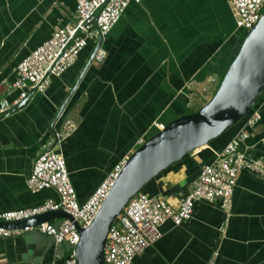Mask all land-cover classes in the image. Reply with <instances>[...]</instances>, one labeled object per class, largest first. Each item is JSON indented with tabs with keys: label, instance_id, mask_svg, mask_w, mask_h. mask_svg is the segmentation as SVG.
<instances>
[{
	"label": "crops",
	"instance_id": "crops-1",
	"mask_svg": "<svg viewBox=\"0 0 264 264\" xmlns=\"http://www.w3.org/2000/svg\"><path fill=\"white\" fill-rule=\"evenodd\" d=\"M74 10L73 0H0V100L17 97L18 90L8 89L17 63L55 28L73 22ZM240 31L229 0L128 3L102 37L101 62L84 69L94 45L88 41L42 92L28 90L24 103L0 116V213L57 200L50 188L30 192L25 186L35 156L50 147L63 156L77 201L85 200L115 163L156 130L154 123L202 104L235 52ZM64 125L70 132L54 145L52 132ZM238 127L169 164L141 191L177 207L199 167ZM238 149L244 163L229 202L195 201L187 220L163 221L160 237L131 264H264V104ZM34 231L0 237V264H62L63 248Z\"/></svg>",
	"mask_w": 264,
	"mask_h": 264
},
{
	"label": "built area",
	"instance_id": "built-area-1",
	"mask_svg": "<svg viewBox=\"0 0 264 264\" xmlns=\"http://www.w3.org/2000/svg\"><path fill=\"white\" fill-rule=\"evenodd\" d=\"M73 1L74 21L55 28L49 38L17 63L16 77L8 85V89L18 90V94L13 100H0V116L17 105L28 90L42 92L52 77L60 76L74 62L88 41L95 42L98 36L103 37L111 29L128 3H139L141 0ZM229 4L235 27L244 31L252 27L264 10V0H229ZM104 56L105 50L100 46L92 61L99 63ZM261 104H264V87L234 135L214 154L211 162L199 167L191 189L181 198L177 207H171L162 198L142 191L135 193L127 201L107 231L102 264H131L134 255L160 237L159 225L163 221L169 220L173 225H177L187 220L195 201L210 202L218 198L222 206L229 202L237 171L244 163L238 148L249 137V130L260 119ZM153 125L156 130L162 128L161 123ZM69 132L70 127L67 125H64L62 130H54L53 144L58 145ZM124 161L125 158L115 163L87 198L78 202L63 156L53 148L45 149L35 156L25 179V186L30 192L50 188L56 193L57 200H45L34 208L1 212L0 220H20L46 210L61 209L81 227H85L97 212ZM29 230L45 234L55 244L64 242L73 247L78 240L75 228L67 219H60L56 225L53 222H41L22 228L0 227V237L15 236ZM62 264H75L72 248L65 252Z\"/></svg>",
	"mask_w": 264,
	"mask_h": 264
},
{
	"label": "water",
	"instance_id": "water-1",
	"mask_svg": "<svg viewBox=\"0 0 264 264\" xmlns=\"http://www.w3.org/2000/svg\"><path fill=\"white\" fill-rule=\"evenodd\" d=\"M101 42L102 37L98 36L84 69L91 63ZM263 87L264 10L252 27L245 31L213 94L195 111L184 113L162 124L161 129L144 139L125 158L109 191L87 226L81 227L69 214L57 209L46 210L20 220H0V227L22 228L53 220L56 225L60 219H67L75 228L78 240L73 247L64 242L57 245L65 252L72 248L75 264H102L107 231L127 201L169 164L186 153L207 145L211 139L242 119L256 103ZM70 93L71 90L57 109L51 125L60 115ZM25 100L26 97L21 99L17 106ZM34 232L44 239L48 237L36 230Z\"/></svg>",
	"mask_w": 264,
	"mask_h": 264
},
{
	"label": "trees",
	"instance_id": "trees-1",
	"mask_svg": "<svg viewBox=\"0 0 264 264\" xmlns=\"http://www.w3.org/2000/svg\"><path fill=\"white\" fill-rule=\"evenodd\" d=\"M239 30H240V29H239ZM240 32H241V33H240V38H239V40H238V43H237V46H236L235 52L230 56V59H229L228 63L230 62V60L233 58L234 54L236 53V51H237V49H238V47H239V44H240V42H241V40H242V38H243V36H244L245 31H244V30H241ZM228 63H227V65H228ZM227 65H226V67H227ZM222 75H223V74H221V76H219V77L216 79L215 84H214V87L212 88L210 95H212L213 92L215 91L216 87H217L218 84H219V81H220ZM204 102H205V100H203L202 104H203ZM198 107H199V106H198ZM198 107L194 108L192 111H195ZM190 112H191V111H190ZM242 119H243V118H242ZM242 119H240V120L237 121L235 124H233L232 126H230V127H229L227 130H225L221 135H219L218 138L224 136V135L227 134L229 131H231V130L235 129L236 127H238ZM155 131H156V130H155ZM155 131H153V133H154ZM216 138H217V137H216ZM214 139H215V138H214ZM214 139H211L210 141H212V140H214ZM210 141H209V142H210Z\"/></svg>",
	"mask_w": 264,
	"mask_h": 264
},
{
	"label": "rangeland",
	"instance_id": "rangeland-1",
	"mask_svg": "<svg viewBox=\"0 0 264 264\" xmlns=\"http://www.w3.org/2000/svg\"><path fill=\"white\" fill-rule=\"evenodd\" d=\"M211 95L210 94H208L206 97H205V99L204 100H207L209 97H210Z\"/></svg>",
	"mask_w": 264,
	"mask_h": 264
}]
</instances>
